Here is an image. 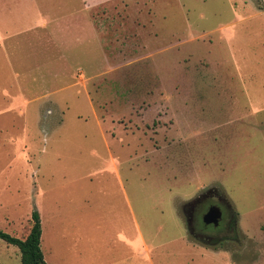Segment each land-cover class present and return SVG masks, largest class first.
Returning <instances> with one entry per match:
<instances>
[{
	"label": "rangeland",
	"instance_id": "1",
	"mask_svg": "<svg viewBox=\"0 0 264 264\" xmlns=\"http://www.w3.org/2000/svg\"><path fill=\"white\" fill-rule=\"evenodd\" d=\"M24 1L0 0L34 28L0 43V231L37 212L47 264H264V0H116L76 48ZM208 191L221 240L187 224Z\"/></svg>",
	"mask_w": 264,
	"mask_h": 264
},
{
	"label": "crops",
	"instance_id": "2",
	"mask_svg": "<svg viewBox=\"0 0 264 264\" xmlns=\"http://www.w3.org/2000/svg\"><path fill=\"white\" fill-rule=\"evenodd\" d=\"M116 0H25V12L18 22L29 23L27 19L32 12L41 13L45 11L46 17H57L59 15L60 25L63 27L60 33L64 40H68L73 48L82 46L83 43L98 44L100 33L96 25L95 17L101 8L110 9V5ZM7 18V23L12 24L9 17L0 16V21ZM33 26H23L19 31L13 32L12 27L0 28V43L4 37L11 39L18 34L28 33ZM5 35V36H4ZM28 234V233H27ZM44 257V256H43Z\"/></svg>",
	"mask_w": 264,
	"mask_h": 264
},
{
	"label": "flooded vegetation",
	"instance_id": "3",
	"mask_svg": "<svg viewBox=\"0 0 264 264\" xmlns=\"http://www.w3.org/2000/svg\"><path fill=\"white\" fill-rule=\"evenodd\" d=\"M187 215L190 232L205 241L225 238L235 224L229 206L215 191L188 205Z\"/></svg>",
	"mask_w": 264,
	"mask_h": 264
},
{
	"label": "trees",
	"instance_id": "4",
	"mask_svg": "<svg viewBox=\"0 0 264 264\" xmlns=\"http://www.w3.org/2000/svg\"><path fill=\"white\" fill-rule=\"evenodd\" d=\"M31 227L28 234L18 239L0 231V239L18 248L21 264H47L40 249L41 224L37 212L31 215Z\"/></svg>",
	"mask_w": 264,
	"mask_h": 264
}]
</instances>
